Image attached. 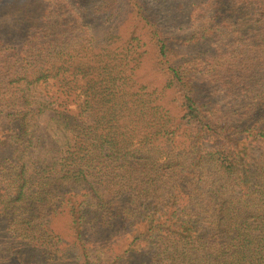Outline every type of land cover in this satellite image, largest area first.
<instances>
[{
  "label": "trees",
  "instance_id": "1",
  "mask_svg": "<svg viewBox=\"0 0 264 264\" xmlns=\"http://www.w3.org/2000/svg\"><path fill=\"white\" fill-rule=\"evenodd\" d=\"M85 1L64 0L19 46L0 40V150L36 148L46 123L44 165L0 172L2 216L22 213L17 230L44 242L64 215L85 264L104 239L86 232L116 226L129 242L114 262L264 264V0H212V38L198 40L218 46L187 65L144 19L160 85L142 78L149 48L137 36L110 32L97 47ZM207 83L223 103L205 96Z\"/></svg>",
  "mask_w": 264,
  "mask_h": 264
},
{
  "label": "rangeland",
  "instance_id": "2",
  "mask_svg": "<svg viewBox=\"0 0 264 264\" xmlns=\"http://www.w3.org/2000/svg\"><path fill=\"white\" fill-rule=\"evenodd\" d=\"M64 0H3L0 4V40L4 46H19L33 31L44 29L45 17L50 13L51 18L61 10V3ZM69 2V0H66ZM71 1V0H70ZM104 0H86L87 6L84 7L90 11L89 25L91 26L94 36L98 39L96 46L99 48L105 38L110 37L109 33L119 35V40H127L132 36H137L146 43L148 54L145 64L147 70L142 74V78L148 81L153 80L159 84L158 77H155L152 69V61L155 59L153 54V42L150 36V26L153 24L162 37L167 38L170 46L175 49V54L179 56L177 63L185 64L191 59L200 57L203 53L216 49V41L208 43L198 40L203 35L212 38V32H208V24L215 18V12L219 9L214 6L212 0H109L108 12H98ZM218 1V0H217ZM226 4V0H219ZM60 4V6H59ZM232 3H228L229 8ZM79 12V11H78ZM108 15H111L112 17ZM86 14L82 17V20ZM193 37L194 42H188ZM118 39V38H117ZM188 64V63H187ZM185 64V65H187ZM162 80V79H160ZM163 82V80H162ZM160 85V84H159ZM201 86L205 82L200 83ZM174 92H168L161 103L170 110L176 108L177 102L173 103L176 96ZM204 94L207 98L224 102L219 97L221 92L219 84H206ZM222 96V95H221ZM44 115L38 120L35 136L37 137L36 148L30 147L25 150L24 145L14 141L10 147L6 146L0 150V172L8 167L16 165L21 161V165L26 161L28 165H44ZM49 147V146H48ZM9 157V160H7ZM31 173V172H29ZM3 185H0V193H4ZM0 204V264H85L84 257L80 259L81 252L73 247V232L67 223L64 222V215H59L52 219L50 226L51 232H47L43 241L34 240L35 233L29 230L18 228L21 223L22 213H13L11 218L3 215V208ZM9 219V220H8ZM23 219V218H22ZM10 221V225L8 224ZM23 226V225H22ZM127 228L116 226L107 233L100 230H89L86 237L90 240L95 238L97 232L104 235L105 238L112 237L109 244L104 245L98 242L96 245L91 244L93 251L89 253L87 261L89 264H96L100 258L102 264H143L139 255L128 258L125 261L114 262L113 250L117 255L123 254L127 248L126 241L128 235H125ZM33 236V238H32ZM139 242H136L138 247ZM111 252V253H110ZM128 260V261H127Z\"/></svg>",
  "mask_w": 264,
  "mask_h": 264
}]
</instances>
